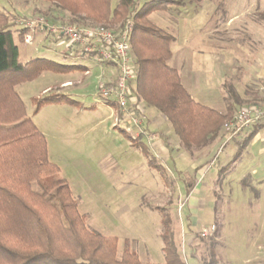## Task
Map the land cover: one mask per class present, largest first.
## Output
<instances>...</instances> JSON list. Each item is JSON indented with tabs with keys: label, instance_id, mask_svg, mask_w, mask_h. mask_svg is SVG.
<instances>
[{
	"label": "rangeland",
	"instance_id": "1",
	"mask_svg": "<svg viewBox=\"0 0 264 264\" xmlns=\"http://www.w3.org/2000/svg\"><path fill=\"white\" fill-rule=\"evenodd\" d=\"M144 1L136 0L137 7ZM182 2L152 12L149 20L172 36L173 58L169 63L178 70L187 90L199 91L205 104L222 112L229 85L240 97L233 114L251 103L264 105V58L258 54L264 50V0ZM0 12L11 23L21 63L36 58L50 60L48 66L46 61L31 62L18 75L22 80L15 86L26 116L46 140L48 159L60 170L54 177L34 182V190L41 191L56 178L64 179L89 228L115 237L118 253L127 246L142 263H164L161 221L168 215L179 254L187 264H195V257L200 262L213 257L215 264H264V123L258 125L235 160L239 142L252 126L226 143L224 138L203 168L211 169L208 176H215L208 177L202 170L196 179L201 193L186 198L183 179L174 169V144L190 158L206 154L209 147L186 152L170 124L140 100L137 104L145 115V133H137L129 122H115V111L93 98L98 81L109 75H102L97 68L68 94L58 87L59 81L83 76L79 71L65 75L59 71L62 66L93 63L70 51L68 57L46 51L62 50L69 43L56 34L37 33L30 44L17 36L20 19L42 17L55 24L75 22L78 26H102L103 22L73 20L49 0H0ZM128 19L131 17L125 22ZM38 67L44 69L34 75ZM58 95L65 97L44 100ZM220 134L224 135L223 127ZM157 135L166 136L170 155L160 154L152 143ZM183 176L186 183L192 182L189 173ZM188 198L194 205L190 226ZM203 229H207L205 234Z\"/></svg>",
	"mask_w": 264,
	"mask_h": 264
},
{
	"label": "trees",
	"instance_id": "2",
	"mask_svg": "<svg viewBox=\"0 0 264 264\" xmlns=\"http://www.w3.org/2000/svg\"><path fill=\"white\" fill-rule=\"evenodd\" d=\"M49 1L73 20L100 21L102 26L113 29L131 17L130 50L137 68L134 94L138 100L161 114L188 153L208 148L222 137V127L234 115L239 93L233 85L227 87L224 112L196 102L183 85L178 70L169 64L172 36L149 20L152 12L182 5V0H145L138 7L136 0H115L114 4L112 0ZM120 20L122 23L116 25ZM10 26L7 15L0 12V264H158L142 263L127 246L118 253L115 237L89 228L64 179L50 181L41 191L32 188L34 182L54 177L60 170L48 159L46 140L26 116L15 86L22 80L18 75L31 62L46 61L48 66L50 60L36 58L21 63ZM24 33L25 29L20 27L17 36L20 38ZM73 67L80 66H62ZM35 69L33 74L37 75L44 67ZM62 97L65 96H49L44 100L52 102ZM262 123L252 125L232 160L239 157ZM161 222L163 264H187L179 254L171 218L163 215ZM191 255L195 257L193 252ZM195 259V264H215L213 257L204 262Z\"/></svg>",
	"mask_w": 264,
	"mask_h": 264
},
{
	"label": "built area",
	"instance_id": "3",
	"mask_svg": "<svg viewBox=\"0 0 264 264\" xmlns=\"http://www.w3.org/2000/svg\"><path fill=\"white\" fill-rule=\"evenodd\" d=\"M18 25L25 29L23 41L26 44H30L38 32L45 35L56 34L65 38L83 54L90 56L97 65L112 67L115 76L99 80L93 98L96 103H105L115 111V122H129L137 133H145V115L134 94L137 68L130 50L131 19L117 29L69 23L55 24L42 17L20 19ZM260 121H264V105L251 104L240 107L223 125L225 143L240 131ZM202 232L205 234L207 229Z\"/></svg>",
	"mask_w": 264,
	"mask_h": 264
},
{
	"label": "crops",
	"instance_id": "4",
	"mask_svg": "<svg viewBox=\"0 0 264 264\" xmlns=\"http://www.w3.org/2000/svg\"><path fill=\"white\" fill-rule=\"evenodd\" d=\"M18 32H19V29H18ZM38 33L40 35H44L43 32H38ZM43 38H45V37H43ZM68 44L69 43H67L66 44V47L62 48V50H59V49L58 50H54L52 48H48V49H46V51H49L50 53H54V54L56 53L60 57H68L67 55L70 54V52H71V53H74L76 56H81L83 59H86V60L89 59V61H91L93 63V65H90L89 66V65L83 64V65H79L80 67H78V68L77 67L64 68V69L61 68L59 71H61V73L63 72L65 75H68V74L70 75V74H73L76 71H79L82 74V76H83V77H77L76 76L74 79L65 78V79L60 80L57 85H58V87L62 91L66 92L68 94L73 93L72 91L74 89L78 88V84L79 83H82L85 79H87V76L93 75V73H94L93 70H95L97 68L99 70H101L100 73H102V75H105L106 74V76L109 75V77L115 76L112 67H109V66H99V65H97L90 58V56L85 55L82 52H80V50H78L74 45L71 44V47L68 48ZM66 49H69V50L67 51ZM258 54H260L259 57L263 60V58H264V50H262V51L260 50ZM172 56H173V54H172ZM66 66H70V65H66ZM171 66L174 67L173 65H171ZM262 75L264 76V74H262ZM223 82L224 81L222 80V82L220 83L221 86H223ZM189 93H190L191 97L196 102L211 107L209 104H205L204 103V100H202V95H201V93L199 91H193V92H189ZM218 111H220V110H218ZM220 112H222V111H220ZM154 132H156V131H154ZM164 137H166V136L160 135V137H159L157 135V136H155V138L152 139V143L160 150V154H163L164 156H168V155H170V153H171L170 151H172V148L170 146H168L169 145L168 143L166 144V141H165ZM222 141H224V135L220 139L216 140L215 143H213L212 145L209 146L206 154H204V155H202L200 157H193V158H190V156L187 153L182 152L181 149L177 148L176 144H174V169H175L176 172H178L180 174V176L183 179L182 180L183 181L182 183H183V189L185 190L186 198H187L188 195H189V197L194 196L195 193H196V195L194 196V198H196L197 195H199L201 193L200 191L202 190V187H200V185L197 184V180L196 179L200 175V173L202 174V170H204L206 168L205 165H207V163H209L212 160V158H211V155L212 154L211 153L213 151L214 152L216 151V149L218 148V146L220 145V143ZM210 171H211V169H208V171H207V169L204 170V173L207 172L205 175L208 176V174L210 173ZM190 172H192L193 174L190 175L191 174ZM184 173H189V176L190 177L192 176L193 179H192V182L191 183H189V184L186 183L187 181L185 180V177L183 176ZM212 176L214 177L215 174H212L210 177H212ZM198 186H199V188H198ZM205 187L206 186L204 185V188ZM187 201L189 203V198L187 199ZM191 202L188 204V209L186 210L187 211L186 212V214H187V223H188L189 226H190L189 219H190V216H191V213H192L191 208L194 206L193 205V202L192 203ZM184 206L185 205H182L181 209L184 208Z\"/></svg>",
	"mask_w": 264,
	"mask_h": 264
}]
</instances>
